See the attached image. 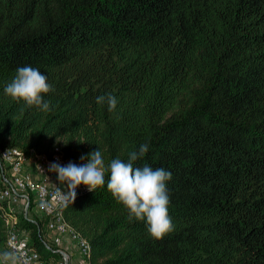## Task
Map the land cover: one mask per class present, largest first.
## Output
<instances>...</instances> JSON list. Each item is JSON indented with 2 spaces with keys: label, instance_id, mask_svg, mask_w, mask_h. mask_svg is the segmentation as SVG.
Wrapping results in <instances>:
<instances>
[{
  "label": "trees",
  "instance_id": "obj_1",
  "mask_svg": "<svg viewBox=\"0 0 264 264\" xmlns=\"http://www.w3.org/2000/svg\"><path fill=\"white\" fill-rule=\"evenodd\" d=\"M23 66L47 76L49 111L5 95ZM109 93L114 111L96 103ZM143 143L134 166L172 174L174 230L153 238L106 171L103 187L63 209L92 262L264 264V0H0V148L60 145L74 158L100 148L107 165ZM33 206L18 228L58 264L63 248ZM6 239L0 215V253Z\"/></svg>",
  "mask_w": 264,
  "mask_h": 264
},
{
  "label": "clouds",
  "instance_id": "obj_2",
  "mask_svg": "<svg viewBox=\"0 0 264 264\" xmlns=\"http://www.w3.org/2000/svg\"><path fill=\"white\" fill-rule=\"evenodd\" d=\"M51 90L47 76L32 66L18 67L12 80L4 87L5 95L16 102L23 101L28 107H39L43 111L50 110V101L44 100V94ZM96 103H107L109 111H114L118 99L109 93L97 96ZM148 150L149 144L143 143L138 150L128 153L126 162L115 158L106 165L99 148L87 156L82 155L80 159L85 162L80 165L74 162L67 165L52 162L48 171L55 173L60 183L66 184L67 190L62 194V199L65 203L72 204L79 186L84 185L89 191L103 187L107 171L110 173L108 190L129 210L130 217L146 220L147 230L153 238L162 239L174 230L168 210L170 197L166 187L172 174L163 168L153 169L147 164L142 167L134 166ZM0 262L17 264V257L15 253L5 251L0 253Z\"/></svg>",
  "mask_w": 264,
  "mask_h": 264
},
{
  "label": "built area",
  "instance_id": "obj_3",
  "mask_svg": "<svg viewBox=\"0 0 264 264\" xmlns=\"http://www.w3.org/2000/svg\"><path fill=\"white\" fill-rule=\"evenodd\" d=\"M52 162L61 165L74 162L80 165L85 161L67 155L60 145H55L50 153H41L34 148L24 150L18 146L0 148V176L7 183L0 190V215L6 229L7 251L15 253L17 264H53L41 260L39 252L30 243L29 236L18 228L19 214L25 213L27 209L29 213L32 199L33 209L47 219V229L55 237L68 239L74 244L80 264H94L89 240L65 218L63 209L69 203L64 202L62 194L67 187L58 181L55 173L48 171ZM76 191L78 197L89 190L81 185ZM58 264H66L65 259Z\"/></svg>",
  "mask_w": 264,
  "mask_h": 264
},
{
  "label": "crops",
  "instance_id": "obj_4",
  "mask_svg": "<svg viewBox=\"0 0 264 264\" xmlns=\"http://www.w3.org/2000/svg\"><path fill=\"white\" fill-rule=\"evenodd\" d=\"M50 235L52 236L54 241H58V243L62 242V244L68 245V250H67V252L66 251L65 252L68 253V255L70 257L71 264H73L75 259H78L80 262V257H79L77 250H76V247L74 246V244L70 240H67V239L62 240L59 237H55V235L53 233H50ZM60 246H62V245H60ZM61 250H63V249H61ZM1 264H2V262H1Z\"/></svg>",
  "mask_w": 264,
  "mask_h": 264
},
{
  "label": "rangeland",
  "instance_id": "obj_5",
  "mask_svg": "<svg viewBox=\"0 0 264 264\" xmlns=\"http://www.w3.org/2000/svg\"><path fill=\"white\" fill-rule=\"evenodd\" d=\"M18 209H19V210H22V207H19ZM39 214H40V213H39L38 211H35V209H33L32 212L30 213V216L39 219V218L41 217ZM19 215H20V214H19ZM44 231H45V234H46V236L48 237V239H49V241H50L51 243H54V245H56V246H60V245H62L61 247L63 248V250L67 252V250H68V245H66V244H62V242H61V243H58V241H54V239H53L52 236L50 235V233H52V231H50L49 229H47V227H46V223H44ZM62 240H65V239H62ZM67 240H68V239H67ZM73 264H80V262H79L78 259H75L74 262H73Z\"/></svg>",
  "mask_w": 264,
  "mask_h": 264
},
{
  "label": "water",
  "instance_id": "obj_6",
  "mask_svg": "<svg viewBox=\"0 0 264 264\" xmlns=\"http://www.w3.org/2000/svg\"><path fill=\"white\" fill-rule=\"evenodd\" d=\"M27 214H28V209L25 211L26 216H27ZM45 244H46L47 248L52 249L51 246L47 242ZM57 251L61 252L63 258L65 259L66 264H70V259H69L68 253H66L64 250H61V249H59Z\"/></svg>",
  "mask_w": 264,
  "mask_h": 264
}]
</instances>
